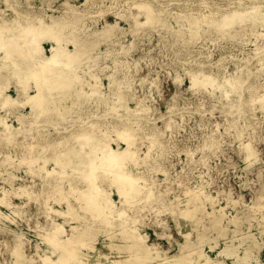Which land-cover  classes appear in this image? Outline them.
<instances>
[{"label": "rangeland", "instance_id": "obj_1", "mask_svg": "<svg viewBox=\"0 0 264 264\" xmlns=\"http://www.w3.org/2000/svg\"><path fill=\"white\" fill-rule=\"evenodd\" d=\"M20 1L22 3L16 8L17 11H13L0 0V8L5 10L3 16L9 19L17 18L15 23L17 26L29 25L24 23L23 13L38 14L48 23L58 19V15L78 17L79 14L70 10V6L73 5L78 6V9L87 8L88 10L85 13V22L74 26L78 33L102 29L106 23L118 21L121 31L126 32L122 40L123 45L130 46L133 43V47L126 53L120 50V45L103 44L100 48L103 51L109 49L108 56L97 65H93V62L81 64L82 67L78 71V74L89 82L95 83L99 80L100 87L107 96L110 91L108 74H113L116 80L122 82L120 88L118 85L115 86L114 91L118 88L123 96V100L117 99L116 106L113 104L116 100L113 96H108L106 100H99L97 98L101 97L88 98L84 94L79 98L64 99L65 101L59 106L62 107L64 104L71 106L74 101L76 104L77 100L81 103L80 117L74 114L73 116L77 118L65 121L55 128L45 122L35 126L30 125L31 123L21 124L16 115L30 112L29 105L20 110L15 107H3L0 104V131L5 129L3 128L5 125H12L17 141L16 144L3 143L6 141L4 134L0 135L2 143L0 160L8 158V162L0 163V188L4 186L9 191H13L15 186L18 187L21 184L28 186L27 190L30 194L36 191L31 196L25 193L21 196L14 194L8 196V201L11 199L15 203H25L21 214L13 212V205L11 206L7 200L0 201V212L9 217V219L0 218V227H6L4 228L6 232L0 230V264H46L43 256L49 253L52 244L49 245L45 241L44 235L52 228L53 221L63 223L68 230L70 226L81 223L76 216L65 218L66 214H60L59 211L66 213L67 199L74 201L72 199L79 196L78 191L85 186L86 181H81L78 172L83 170L85 161L90 162L88 157L98 163L100 171L96 173L98 176L96 182L101 183L107 190L110 189L111 200L117 206L116 208L125 210L129 217L137 221L135 225L139 230L148 235V241L158 243L168 250L169 255L178 251V243L185 242L183 233L192 232V240L197 241V232L192 230L193 221L177 212L178 205L184 206L187 190L201 189L207 195L214 197L218 208L225 207L227 216L242 217L240 224L242 230L248 231L247 227L250 224L253 225V233L257 234L263 230L259 222L264 217V208H257V204L261 197L264 199V111L261 102L254 98L256 93L264 91V66L259 63L261 57L264 60V36L259 35L264 27L254 24L259 13L254 8L257 0H106L104 6L100 8H93V5L86 6L84 4L86 0ZM66 1L69 4H66ZM146 1L152 2L159 9L169 8L177 12H194L198 15L201 13L209 15L212 9L219 16L236 10L237 14H241L238 16L244 18L246 23H243L244 27L240 26L243 30L239 33L222 35L213 32L207 23L201 22L200 35L192 39L187 34L188 25L185 20L170 15L169 21L173 26L176 27L177 22L185 24L184 29L187 31L185 36H179L172 31L153 30L148 26L138 30V34H132L131 31H134L135 26L131 28V25L135 20H132L131 16L136 13V20H144L146 17V13H139V8L133 4ZM204 1L206 3H203ZM128 5L132 6L128 7ZM216 6L221 7L219 11H216ZM148 12L152 11L148 10ZM122 14L124 16H121ZM0 22L2 26H8L1 17ZM35 24L38 25L35 22L31 25L35 26ZM64 24L66 27H73L71 23ZM14 30L15 33L6 35L12 39L5 49L0 50V58L3 60L8 56L5 54H11L8 56L9 59L13 57L11 64H14L17 57L19 61L21 58L20 63L27 62L28 67L24 68L22 64L16 67L8 64L11 65L12 70L8 67L4 70L0 68V92L13 97L17 104L22 101L20 94L23 96L28 93V96H32L37 92V82L24 78L22 70H30L27 71L28 73L32 72V69H42V64L46 62L39 60V56L34 51L38 52L40 49L44 54L43 57L51 56L52 42L43 40L47 38L38 33L24 34L19 27ZM31 41L34 45L30 43ZM258 46L263 47L259 55L254 51ZM69 48L73 49L74 46L70 44ZM26 53L29 54L26 55L27 57L24 55ZM18 54L19 56H15ZM4 55L5 57H2ZM198 71L215 76L217 83L204 88L192 87L189 73ZM7 72L9 77L6 76ZM13 78L15 79L12 81ZM237 80L240 82H236ZM22 89L24 91H21ZM91 90L90 85L82 83L77 84L70 91L89 93L92 92ZM145 105L149 108L148 112L142 111ZM90 121L100 125L106 123L109 126L133 129L137 136H134L136 139L132 150L138 147L139 158L137 157L134 161L130 154L119 155L115 163L118 162L119 166L125 165V171L146 179L147 185L153 191L150 198L142 194L138 198L141 200L137 199L135 204L126 203L121 198L117 183L114 181V173L119 175L122 169L112 166H107V169L102 164L106 163L103 158L109 154L104 147L105 141L117 149L118 145L115 141H121V135L123 136L126 132L124 129L116 131L112 128L93 126ZM87 124L89 125L85 130L84 127ZM79 133H86V135L77 137ZM153 135H157L162 144L151 147ZM66 140H71L72 143L67 145ZM18 141L22 142L21 147ZM248 142L252 143L257 152V155L251 159H246L247 151L243 147ZM60 143L65 145L60 146ZM120 145L123 148L127 147V144L122 141ZM54 149L57 151L54 153L59 154H57L58 157L53 154ZM60 149L63 152L59 151ZM71 150L76 156L81 155L84 163L78 164L80 167L74 168L75 170L67 166L66 170L71 174L67 176L64 173L66 170L59 165L64 161L63 156L70 154L75 156ZM77 151L78 154H76ZM58 162H60L59 165ZM40 166H45L46 169L35 174L31 173V169ZM55 166H58L56 167L58 173L49 174L48 171ZM103 169L106 171H102ZM163 170L167 171V174ZM111 173L113 177L109 179L107 176H112ZM70 181L77 184L71 186ZM140 183L145 184L146 181L141 179ZM54 185L58 190L65 191L67 197L57 198L54 192H51ZM1 192L0 198H3ZM206 206L211 208V204L207 202ZM80 213L89 219L90 224L86 229L91 232L85 236L89 238V242H94L92 246H96L110 258L120 255L126 257L123 251L108 246L111 239L103 229V231L100 229V222L91 223L93 218L89 214H85L82 210ZM197 217L201 215L198 214ZM11 218H15L13 219L15 221H11ZM113 225L116 236L112 240L116 244H122L123 240L119 231L120 228L127 229V226L117 216L113 218ZM235 229L234 224L229 225L228 236L240 238V232H232ZM200 231L202 233L205 231L209 236L216 235L215 232L206 231L203 226L199 227ZM21 232L25 234L26 244L23 247L26 259L17 263L12 254L13 236ZM214 241L212 240L211 243ZM218 241L219 244L224 242V240ZM209 246L206 243L204 248L212 258H215L217 250L211 251ZM91 255L95 254L91 253ZM260 255L261 260L264 261V249ZM53 257L56 258L57 254ZM227 262L231 264L232 259L228 258Z\"/></svg>", "mask_w": 264, "mask_h": 264}, {"label": "bare ground", "instance_id": "obj_2", "mask_svg": "<svg viewBox=\"0 0 264 264\" xmlns=\"http://www.w3.org/2000/svg\"><path fill=\"white\" fill-rule=\"evenodd\" d=\"M2 1L5 2L7 7L9 9H12L13 11H17L16 8L20 6L22 3L20 0H2ZM256 2L257 4L255 3L256 6L254 8H256L259 13L256 16L257 17L256 23L254 22V24L260 25V27H264V12H262L264 8V0H257ZM90 3H93V4H90ZM105 3H106V0H100V1L86 0L84 4L86 6L93 5V8L94 7L100 8L104 6ZM203 3H206V2L204 1ZM66 4H69V2L66 1ZM131 6L132 5H128V7H131ZM133 6L139 8V11H140L139 13H146V17L144 20L143 19L136 20L137 19L136 13L131 16L132 17L131 19L135 20L134 22H132V25H131V28H133V25L135 26L133 28L134 31H131L132 34H138V30H140L141 28L145 26H148L149 28L153 30L172 31L182 37L185 36L188 31L187 33L188 36L192 37V39H195L197 38V36L200 35L199 26L201 22H204V24L207 23L209 25V28L212 29V31L215 33H219L222 35H233L243 30L240 26L244 27L243 23L245 22V20H243L244 18L238 16L241 14H237L236 10L226 12L219 16L217 12H214L215 10L213 9L210 11L209 15L206 13H201L198 15L194 12H177L169 8L159 9L158 7L154 6L152 2L150 1H146L140 4L136 3V4H133ZM216 8H217L216 11H219L221 7L216 6ZM70 10H72L76 14H79V16L71 18L68 15H60V16L58 15V19H55L51 23H48L44 19H42V17L38 14L32 15L29 13L27 14L23 13L22 17H23L24 23L29 24V25L27 26L23 24V25L17 26L15 24L17 18L11 17L9 19L3 16L4 15L3 12H5V10L3 8H0V17L2 18V20L8 23V26H2V23L0 22V50L5 49V46L12 39V37L8 38L6 35L10 36V34L15 33L14 29L17 27L21 28L24 34L29 32V33H33L36 35L38 33V35L41 34L42 37L47 38L43 40L52 42L51 43L52 44L51 56L43 57L44 54L42 50L40 49L38 50V52L34 51V53L39 56V60H44L46 62L42 64V69L41 68L38 70L32 69L33 71L28 72V73L27 71H30V70H27V71L22 70V75H24V78L27 77L29 80L33 79L34 81L37 82L36 83L37 92H35L34 95L28 96V93H26V95L24 94L22 96L20 94V99H22V101L17 102L16 104L15 100H13L14 99L13 97L11 98L5 95L4 92H0V104L3 107L5 106H8L10 108L15 107V108H20L21 110V108L25 107L26 105L30 106L31 111L29 110L30 112H28L27 114L25 113V114L16 115L21 124L25 123L26 125V123H31L30 125L35 126V125H38L40 122H45L57 128L58 126L62 125L63 122L65 121H69L70 119L80 117V111L82 108L81 103L78 102V100L76 104L74 101V103L71 106L70 105L65 106L64 104L61 107L59 106L60 103L65 101L64 99L79 98L81 95H84V94L88 98L96 97V96L101 97V98H97L99 100L101 99L106 100L108 96H113L115 97L114 99H116L115 101H113L114 106H116L117 99L123 100L122 94L118 91V88H120V86L122 85V82H119V80H116L113 74L107 75L109 79V90H110L109 95L107 96L106 95L107 93H104L102 91V87H100L99 80L95 81V83L89 82L86 80V78L81 77L78 74V71L82 67L81 64H84L86 62H93L94 63L93 65H97L103 58H106V56H108V53L110 52L108 51L109 49H106L105 51H103L100 48L101 45L103 44L106 46L107 45H112V46L120 45V50L122 49L127 53L132 49L133 43H131L130 46L123 45L122 40L125 37L126 32L121 31L122 28L119 26L118 21L115 23L114 22L106 23V25L102 29L99 28L97 30L93 29L90 31H84L83 33H78L77 29H75L74 26H77L81 24L82 22H85L84 21L86 17L85 13L88 12V10L87 8L81 10V9H78V6L75 7L73 5L70 6ZM148 10H151L152 12L149 13ZM170 15L177 17V18H183L186 24L188 25L186 27L187 31L186 29H184L185 24L183 23L181 24L177 22L178 25L176 27L173 26V24L169 21ZM121 16H124V15L122 14ZM33 22L38 23V25L36 24L35 26L31 25ZM64 23H71L73 27L72 28L66 27ZM261 30L262 32H260L259 35L264 36V29H261ZM32 36L30 35V37ZM33 37L32 39H34ZM30 43H32V41ZM70 44L74 46L73 49L69 48ZM17 46H18V43H17ZM35 47L37 46L35 45ZM262 49L263 47L258 46L254 49V51L257 52L256 53L257 55H259L261 54ZM27 54L28 53L24 55L26 56ZM5 55L9 56L11 54H5ZM5 55L2 57H5ZM8 56L3 58V60L0 58L1 59L0 68H3V70L5 67L11 68L10 67L11 65L16 67L22 64L24 68L25 66L28 67L27 62L20 63L21 58L19 61L17 57L15 58L14 64H11V59L13 57L9 59ZM15 56H19V54ZM262 60H263V57L259 59V63L261 66H264V60L263 61ZM29 63L31 62L29 61ZM8 64H11V65H8ZM33 65H35V63ZM17 68H13V69L16 70ZM20 68L22 69V67ZM8 71L10 72V70ZM189 74H190V80H191L192 87L194 88H202V87L204 88L208 85H214L217 83V78L215 76L209 75L205 73L204 71H198L194 73L191 72ZM6 76L9 77L8 72ZM6 76L3 75V77H6ZM126 78L127 77L125 76V79ZM14 79L15 78H13L12 81ZM20 79L21 78H19V80ZM228 81H232V80H228ZM238 81L240 82V80H237L236 82ZM82 83L90 85V87L92 88L91 90L92 92L84 93V92L79 91V92L72 93V91H70L74 86H76L77 84H82ZM15 84H18V83H15ZM117 85H118V88L116 91H114L115 86ZM23 89L21 91H24ZM23 99H26V100H23ZM254 99L256 101L261 102L262 110L264 111V91L256 93V97ZM142 111L148 112L149 108L145 105L143 106ZM74 114H78L77 117H74L73 116ZM83 119H86V118L83 117ZM86 121L88 120L86 119ZM90 122H91V125L93 126L98 125V127L112 128L116 131L124 129L126 132L125 134H123V136L121 135V141L124 144H127V147L125 148L121 147L120 140L115 141L113 139L118 145L117 149H114L105 140H104L105 144L103 143L105 146L101 144L102 146L106 147L107 150L109 151V154H107L103 158L106 161V163L104 162L102 166H104L105 168H107V166L108 167H111V166L120 167L122 169V172H120L119 175L114 173V177H115L114 181L117 183L118 192L121 195V198L124 199V201L129 204H135V201L142 194L146 195V198H150L153 195V191L149 187V185H147V180L141 176L134 175L132 172L125 171L124 170L126 168L125 165L119 166L117 164L118 162L115 163L116 158L120 157L119 155H125V154L126 155L130 154L134 158V161L137 160L139 149L138 147H134V149L132 150L133 145L135 144V139H136L134 136H137L136 133L133 131V129L131 128L128 129L125 127L119 128L116 125L109 126L106 123L104 125H100L94 121H90ZM4 125H5V122H4ZM88 125L89 124H87L84 127L85 130H87ZM3 128L5 129L0 131V135L4 134V137H5L4 139L6 140L3 143L8 144L7 142H10V143L13 142L14 144H16L17 141L14 137L15 134L12 131V125L8 124V125H5V127ZM22 128H25V127H22ZM85 135L86 133H79L77 137H83ZM88 136L90 137L89 134ZM72 139L74 140V137ZM71 140L69 141L66 140L65 143L67 145L68 144L70 145V143H72L73 141ZM79 140H81V138H79ZM158 144H162V143L159 141L157 135H153L151 138V147H155ZM1 145L2 143L0 141V147H2ZM18 145L19 147H21L23 144L21 141H18ZM59 145L62 146L65 144L60 143ZM243 147L247 151L246 159H251L257 155V152L254 149L251 142L244 144ZM59 151H62V150L60 149ZM64 151H65V148H64ZM71 151L73 152V150ZM54 152H57L55 149L53 151V154H56L57 156L58 153H54ZM105 152H106V149H105ZM76 154H78V151L76 152ZM88 158L90 162L85 161L86 165L82 166L83 170L78 172L80 173L79 178H81V181L82 180L86 181L85 186L82 187L81 190L78 191L80 192V195L76 196L75 199L74 198L72 199L74 201L67 199L66 213L59 211L60 214H66L67 217L65 218H68L70 216L71 217L76 216V218L80 220L81 223H77V225L70 226L71 228L70 230H68V229H65V226L63 225V223L53 221L51 225L52 228L48 230L46 234L44 235L45 241L49 245L52 244L51 245L52 249L49 251V253L43 256V259L46 264H230L227 262L228 258L232 259L231 264H264V261L261 260V255H260V252L264 249V217L261 219L262 222L261 221L259 222V225L263 228V230L260 233L256 234L252 232V227H253L252 224H250L247 227L248 231H244L240 227V224L242 222L241 221L242 217L227 216L225 207L221 206L220 208H218L216 206L217 201H215L214 197L207 195L201 189L199 191L198 190L185 191L187 194V199L184 202V206L180 207L178 205V208H177V212H179L180 214H184L186 218L193 221L192 230L197 232V241L192 240L191 238L192 232L183 233L185 242L178 243V251L173 255H169L168 250L163 248L161 245H159L158 243H150L148 241V235L139 230V228L135 225L137 221L129 217L126 214L125 210H119L116 208L117 206L111 200V192L109 191L110 189L107 190V188L102 187L103 185L101 183L96 182V180L98 179V176L96 173H99L100 171L99 170L100 168L97 166L98 163H96L94 160H91L90 157ZM63 159L66 165L63 164L64 163L63 160H62L63 161L62 163L58 162V165L60 163L59 165L60 168L64 170H66L67 166H69V168L71 167L70 169H74L76 167L77 168L80 167V165L78 164L84 163L83 157L81 155L73 156V154H70L69 156H63ZM6 162H8V158H2L0 160V163H6ZM56 167L58 166H55L50 171L47 170L48 173L49 174H54L56 172L58 173L57 171L58 168ZM44 169H46L45 166H40L39 168H36V169L33 168L30 171L32 174H35L37 172L43 171ZM102 171L105 172L106 170L103 169ZM163 171L165 172V174H167L166 173L167 171L165 170ZM64 173H66L67 176L71 175L70 171L68 172L67 170L64 171ZM111 175L112 176H107V175L106 176L109 179H112L113 173H111ZM141 179H143L144 182L146 181V183L145 184L140 183ZM108 181L109 180L107 179V182ZM70 184L72 186L74 184H77V182L72 183L70 181ZM15 187L16 188H14L13 191H9L4 186L1 187L0 191H2L1 193L3 194V198H0V201L7 200L10 194L19 195V196L23 195L24 193L26 195L30 194V191L28 193L27 185L24 186L20 184L18 187L17 186ZM52 189L53 190L51 192H54L57 198L67 197V193L65 191L58 190V188L55 185L52 186ZM34 192L36 191H32V194ZM32 194H30L29 196H31ZM70 194H72V192ZM138 200H141V199H138ZM262 200H264L263 197H261L258 200L257 208H264V202H262ZM75 201L77 204L75 203ZM7 202H9L11 206L13 205V208H12L13 212L17 214L22 213V209L24 208L25 203H22V204L15 203V202H12L11 199L9 201L7 200ZM206 202L211 204V208H210L211 210L207 208ZM79 209L82 210L85 214H89L93 218V221H91V223H94V221H98L101 223L100 229L101 230L103 229L108 234L107 235L108 238L111 239V242L108 246L110 248H115L119 251H123L124 253H126V257H123L120 255L114 258L113 257L110 258V256L106 254L104 255L100 250H98L96 246L94 247V245L93 246L91 245V244H94V242L92 241L89 242V238L85 236L91 232V230L86 229L87 226H89L90 224L89 219L86 218L84 214L80 213ZM198 214H200L201 217H197ZM0 215H1L0 216L1 219H4V218L9 219V217L7 215H4L2 212H0ZM113 216L119 217L121 221L127 226V229L124 230V228H120V231H119V234L121 235V239L123 240L122 244H116L112 240L113 237L116 236V233H114L113 231L114 230L113 229L114 227L113 225L114 217ZM13 219L15 218H11V221H15ZM225 221H227V223ZM64 222H66V220ZM231 224H234L236 226V229L232 231L233 233L234 232L241 233L240 238H236L234 236H230V237L228 236V232H230L229 225ZM200 226H203L206 231L209 230L210 233L215 232L216 235L209 236L207 235V233H205V231L203 233L201 231L199 232ZM4 228L6 227L1 226L0 230L6 232V229ZM112 231H113V234H111ZM13 238H14V246H12V254L15 257V262L20 263L26 259L25 254H24V247H23L26 244L25 234L23 232L18 233V234L15 233ZM212 240H215V241L211 243ZM218 240H224L223 244H219ZM206 243L210 245L209 247L211 251L217 250V256L215 258H212L208 254L206 249L204 248ZM246 244H248V246H246ZM241 246L243 247L241 248ZM187 250H189L188 253H187ZM91 253H94L95 255H91ZM56 254H57V257L54 258L53 256ZM93 256L95 257V259Z\"/></svg>", "mask_w": 264, "mask_h": 264}]
</instances>
